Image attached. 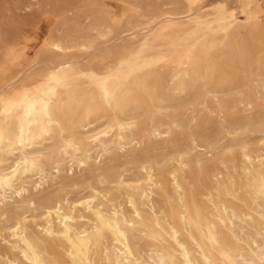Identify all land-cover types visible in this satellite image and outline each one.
I'll return each instance as SVG.
<instances>
[{
  "label": "rangeland",
  "instance_id": "374dc122",
  "mask_svg": "<svg viewBox=\"0 0 264 264\" xmlns=\"http://www.w3.org/2000/svg\"><path fill=\"white\" fill-rule=\"evenodd\" d=\"M217 3H225L235 16L233 26L232 19L221 22L215 11ZM168 20L202 35L198 52L192 47L184 51L193 63L189 76L177 84L170 82L172 66L155 62L161 53L184 48L181 40L159 36ZM213 28H218L217 34ZM65 35L71 38L64 40L67 49L61 54L47 52L40 41L64 39ZM204 38L215 39V47L203 49L200 43ZM225 42L229 43L226 48ZM9 48L22 52L23 58L8 76L0 73V93L11 92L25 82V73L33 63L48 70L51 60L73 62L93 83L107 70L131 74V65L141 63L139 73L146 89L132 90L124 101V111L118 112L137 122L123 151L116 146V120L102 99H97L90 121L94 127L110 130L112 146L103 156L98 146L91 149L92 160L100 161L103 174L74 163V172L68 175L64 164L59 173L52 172L57 176L49 178L45 190L32 193L36 204L23 199L16 207L8 206L6 218H0V261L9 258L26 263L6 243L12 240L11 227L17 221L50 255H61L59 243L40 233L41 215L51 203L58 201L69 209L79 198L96 195L107 208L116 206L129 214V185L146 184V166L152 167L161 183L153 196L156 207L167 210L174 174L197 184L198 160L225 158L230 159V166H239L242 146L253 153L263 150L264 0H0V56ZM142 55H149L150 60H143ZM61 119L66 134L80 138L76 118ZM60 135L57 128L53 138L44 143L46 154L62 144ZM204 149L210 151L208 155ZM141 207L151 219L149 206ZM75 218L79 228L91 223L82 207Z\"/></svg>",
  "mask_w": 264,
  "mask_h": 264
},
{
  "label": "bare ground",
  "instance_id": "6f19581e",
  "mask_svg": "<svg viewBox=\"0 0 264 264\" xmlns=\"http://www.w3.org/2000/svg\"><path fill=\"white\" fill-rule=\"evenodd\" d=\"M231 19L233 26L235 16ZM213 30L214 34L219 31ZM159 34L165 39L181 40L184 47L155 58L163 67L172 66L170 82L177 84L189 76L193 63L191 55L184 51L192 47L198 52L202 35L172 20ZM70 38L65 35L64 39L49 37L40 41L47 52L61 54ZM202 40L200 45L205 50L217 43L215 39ZM228 45L225 42L224 47ZM141 57L150 60L149 55ZM22 58V52L14 48L5 50L0 56L1 76L13 72L15 63ZM49 63L48 70L33 63L25 73V82L11 92L0 93V218H6L8 206L16 207L20 200L36 204L32 193L45 190L49 178L57 176L52 172L59 173L64 164L68 175L73 174L74 163L99 176L103 174L100 161L92 160L91 149L98 146L103 156L110 153L112 146L110 130L94 127L90 121L97 99H102L116 120L115 140L120 150L125 149L126 138L133 136L137 128L134 118L121 117L118 112L124 111V101L132 90L146 89L139 73L141 63L131 65V74L107 70L96 83L89 81L84 70L71 61ZM53 74L56 79H51ZM31 81L35 83L29 84ZM9 102L15 107L6 111ZM69 115L76 118L80 138L66 134L67 126L61 118ZM57 128L62 144L46 154L44 143L53 138ZM204 151L206 155L210 152ZM240 156L239 166H230V159L225 158L198 160L197 184L174 174L167 210L156 207L153 196L161 189V183L152 167L146 166V184L129 185V214L116 206L107 208L96 195L79 198L69 209L58 201L51 203L41 215L40 233L59 243L61 255H50L20 221L11 227L12 240L6 243L22 256L25 264H264V196L260 193L264 185V145L258 153L244 145ZM68 157L70 160L65 161ZM35 176L37 180L33 179ZM141 205L149 206L151 219L145 217ZM79 207L91 218L84 228L75 224ZM0 263L22 264L9 258Z\"/></svg>",
  "mask_w": 264,
  "mask_h": 264
},
{
  "label": "snow or ice",
  "instance_id": "6c2138e0",
  "mask_svg": "<svg viewBox=\"0 0 264 264\" xmlns=\"http://www.w3.org/2000/svg\"><path fill=\"white\" fill-rule=\"evenodd\" d=\"M215 11L217 13V15L221 18V22H226V21H230L232 14L228 11L227 5L225 3H217L215 6ZM51 79H56V74H53ZM25 95H27V93H25ZM11 107H15L14 104H11V102H9V107H6V111L10 110ZM3 141V136L2 134H0V142ZM21 144H23V140L20 141ZM260 193L262 196H264V185L261 186L260 188ZM121 235H123L121 233ZM29 247H31L29 245ZM28 253H25V257H27Z\"/></svg>",
  "mask_w": 264,
  "mask_h": 264
}]
</instances>
